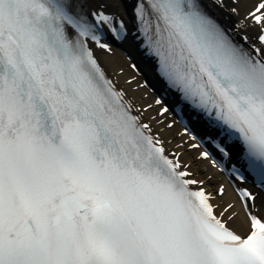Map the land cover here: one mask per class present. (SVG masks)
Returning a JSON list of instances; mask_svg holds the SVG:
<instances>
[{
    "label": "snow or ice",
    "instance_id": "snow-or-ice-1",
    "mask_svg": "<svg viewBox=\"0 0 264 264\" xmlns=\"http://www.w3.org/2000/svg\"><path fill=\"white\" fill-rule=\"evenodd\" d=\"M132 3L156 104L203 151L166 154L106 76L93 48L127 29L105 0H0V264H264L256 196L237 190L240 235L235 205L211 203L193 170L210 161L264 190V0L245 17L255 42L207 7L238 15L239 0Z\"/></svg>",
    "mask_w": 264,
    "mask_h": 264
},
{
    "label": "bare ground",
    "instance_id": "bare-ground-1",
    "mask_svg": "<svg viewBox=\"0 0 264 264\" xmlns=\"http://www.w3.org/2000/svg\"><path fill=\"white\" fill-rule=\"evenodd\" d=\"M258 1L259 0H239V3L236 5L239 13L238 15H232L228 8H225L223 11L215 8L214 13L219 17L220 21L226 25H231L233 22L239 23L240 19H243V17L255 7ZM105 3L107 5V12L124 18L125 20H129L130 10H132L133 7L132 0H105ZM97 6L98 5L94 3L90 4L92 8ZM244 22L245 26L243 33L249 36L259 29L257 26L250 27L248 21ZM97 56L108 78L113 81L116 88L124 95L125 100L139 116L141 122L150 125L152 135H159V139L163 142L165 152L174 151L176 154H179V160L182 164L192 163L198 154L195 150H189L188 146L195 142H186L188 136H182L180 134L181 128L179 126L175 125L174 128H167V123L172 121V118L170 117L169 119L167 113L163 116H158L160 107L154 106L155 97L148 94V89L141 87L143 77L130 70V61H128V57L115 48L112 49L111 52L98 51ZM129 79L131 82L127 84V80ZM193 170L197 174L196 178L203 181L204 188L211 193L213 197L212 203L214 205H235V219L230 222L229 226L238 234L245 235L249 231L247 217L227 182L222 180L220 174L208 164V161L200 162ZM220 184L225 185V194L223 197H219L211 192L217 189ZM254 203V209H256L257 214L264 220V200L256 198ZM219 211L220 209L217 207V213H219Z\"/></svg>",
    "mask_w": 264,
    "mask_h": 264
},
{
    "label": "rangeland",
    "instance_id": "rangeland-1",
    "mask_svg": "<svg viewBox=\"0 0 264 264\" xmlns=\"http://www.w3.org/2000/svg\"><path fill=\"white\" fill-rule=\"evenodd\" d=\"M128 83H130V82L128 81Z\"/></svg>",
    "mask_w": 264,
    "mask_h": 264
}]
</instances>
